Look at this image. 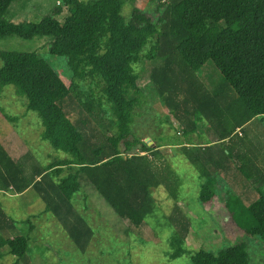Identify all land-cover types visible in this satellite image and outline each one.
I'll return each mask as SVG.
<instances>
[{
    "label": "trees",
    "instance_id": "trees-1",
    "mask_svg": "<svg viewBox=\"0 0 264 264\" xmlns=\"http://www.w3.org/2000/svg\"><path fill=\"white\" fill-rule=\"evenodd\" d=\"M16 1L0 0V40L47 38L52 56L68 58L72 82L65 84L39 53L1 51L0 96L13 86L27 99V110L41 117L42 139L69 158L43 167L31 153L14 160L0 142V191H36L44 212L60 222L82 252L94 234L73 204L83 183L119 218L142 226L154 210L153 189L163 184L157 165L164 160L161 146H150L133 131L143 105L133 66L150 46L145 57L155 64L152 76L167 106L183 119L187 114L206 121L212 130L210 142L181 147L204 181L199 200L210 203L222 193L215 170L224 171L230 163L261 192L264 130L252 138L249 127L259 118L264 123V0H151L153 12L136 9L129 21L122 16L129 0H61L68 10L63 22L50 14L38 23H13L4 16ZM208 61L225 79L215 89L199 76ZM87 81L101 92L85 98L89 109L103 122L111 115L107 131L73 94ZM191 123L186 122L194 133ZM221 202L237 229L264 244V224L242 198ZM168 221L177 259L185 253L191 221L179 206ZM29 248V237L0 203V259L7 249L16 258L13 264H31ZM190 264H250L248 247L238 243L217 254L200 249L191 254Z\"/></svg>",
    "mask_w": 264,
    "mask_h": 264
},
{
    "label": "rangeland",
    "instance_id": "rangeland-1",
    "mask_svg": "<svg viewBox=\"0 0 264 264\" xmlns=\"http://www.w3.org/2000/svg\"><path fill=\"white\" fill-rule=\"evenodd\" d=\"M60 1L17 0L4 18L13 23H38L51 14L63 22L68 10ZM155 7L151 0H129L122 10V16L129 21L134 10L153 12ZM149 48L150 46L145 48L140 55L141 60L133 66L143 91V105L136 113L133 131L142 141L150 140V146L160 145L164 154V160H157L163 184L153 189V212L142 226L135 228L128 221L119 218L90 184L83 183L73 204L94 234L88 248L82 252L60 222L52 214L44 212V203L36 191L28 189L22 194L12 191L13 196L0 192V202L6 214L16 222L20 233L29 237L28 255L31 264H190L191 254L200 249L217 254L238 243L247 244L250 264H264V244L261 239L247 236L237 229L221 202L223 197L230 200L242 198L264 224V187L260 193L257 192L237 172L234 164L230 163L224 171L215 170L222 193L219 192L210 203L199 200L204 181L182 154L181 147L210 142L212 130L206 121L197 122L194 116L187 114L183 119L167 106L159 95L152 76L155 64L145 57ZM1 51L39 53L53 66L64 83L71 85L72 73L68 58L52 56L47 38L29 41L19 38L3 39L0 40ZM199 76L208 89H215L225 82L212 61L201 68ZM73 94L91 118L107 131L105 122L111 120V115L103 122L89 109L85 99L91 94L98 98L101 95L100 88L87 81L80 84ZM104 109H107L106 104ZM260 119L249 127L252 138L261 136L264 130V123ZM188 121L191 126V121L195 122L197 130L194 133L189 132L186 124ZM43 130L39 114L27 110V99L17 95L13 86H7L0 96V142L11 157L18 160L31 153L43 167L68 159V155L55 150L49 142L42 139ZM66 173L67 168L62 176ZM175 206H179L191 221V230L183 242L185 253L177 259L172 258L176 246H172L170 241L173 230L168 221ZM6 251L4 249L0 264H13L16 258Z\"/></svg>",
    "mask_w": 264,
    "mask_h": 264
},
{
    "label": "crops",
    "instance_id": "crops-1",
    "mask_svg": "<svg viewBox=\"0 0 264 264\" xmlns=\"http://www.w3.org/2000/svg\"><path fill=\"white\" fill-rule=\"evenodd\" d=\"M0 192H4V191H0ZM14 192V191H13ZM5 194H7V195H9V196H13V195H11V193H12V191H9V192H4ZM1 203V202H0ZM1 205H2V203H1ZM2 207H3V205H2ZM4 208V207H3ZM5 210V209H4ZM6 212V211H5Z\"/></svg>",
    "mask_w": 264,
    "mask_h": 264
},
{
    "label": "water",
    "instance_id": "water-1",
    "mask_svg": "<svg viewBox=\"0 0 264 264\" xmlns=\"http://www.w3.org/2000/svg\"><path fill=\"white\" fill-rule=\"evenodd\" d=\"M147 143H148L149 145H151V142H150V140H148V141H147Z\"/></svg>",
    "mask_w": 264,
    "mask_h": 264
}]
</instances>
